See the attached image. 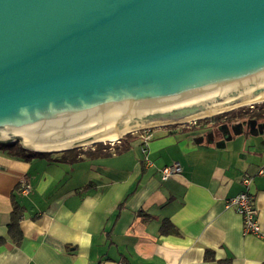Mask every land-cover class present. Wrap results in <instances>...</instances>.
I'll return each instance as SVG.
<instances>
[{"label": "water", "instance_id": "water-1", "mask_svg": "<svg viewBox=\"0 0 264 264\" xmlns=\"http://www.w3.org/2000/svg\"><path fill=\"white\" fill-rule=\"evenodd\" d=\"M262 97L264 0H0V146L63 152Z\"/></svg>", "mask_w": 264, "mask_h": 264}, {"label": "crops", "instance_id": "crops-1", "mask_svg": "<svg viewBox=\"0 0 264 264\" xmlns=\"http://www.w3.org/2000/svg\"><path fill=\"white\" fill-rule=\"evenodd\" d=\"M211 117L150 128L149 162L137 132L77 148L73 161L66 151L0 146V264H264V238L244 234L225 204L251 176L264 232V137L252 138L260 124ZM213 124L216 143L204 137ZM172 164L181 172L163 179Z\"/></svg>", "mask_w": 264, "mask_h": 264}, {"label": "built area", "instance_id": "built-area-1", "mask_svg": "<svg viewBox=\"0 0 264 264\" xmlns=\"http://www.w3.org/2000/svg\"><path fill=\"white\" fill-rule=\"evenodd\" d=\"M140 134V138L142 140L141 144V152L143 153V159L146 162H149L147 157V145L148 141L151 138L150 128H145L137 131ZM102 142V141H100ZM106 143V142H103ZM109 144H113L114 142H109ZM161 177L163 179L178 174L181 172V167L179 164H172L164 166L160 169ZM264 173V166H261L257 170V174ZM252 181V177L249 175H243L241 177V183L243 186L242 191H240L237 195L230 197L226 200V207H232L236 210V212L241 216L242 219V231L244 234H253L260 238H264V232L261 228L259 222V214L257 209L253 204L252 194L249 191V185ZM22 194H26L28 191V186L26 184V180H21V188L19 190Z\"/></svg>", "mask_w": 264, "mask_h": 264}, {"label": "trees", "instance_id": "trees-1", "mask_svg": "<svg viewBox=\"0 0 264 264\" xmlns=\"http://www.w3.org/2000/svg\"><path fill=\"white\" fill-rule=\"evenodd\" d=\"M238 114L240 116L249 115L250 117H255L259 120H261V119L264 120V102L254 104L252 107L251 106H247L246 108L240 107V108L228 111L226 113L214 115L211 118L218 120L223 116L233 117V116H236ZM197 121H199V120H197ZM130 135H131V133H128V134H125L123 137H127ZM97 144H102V142H99ZM4 147H7L9 149V151H11L14 147H17V149H15V151L17 150V152H19L20 151L19 148H21L18 143L11 144V145H4ZM81 151H82L81 149H72V150L66 151V153H69V160L73 161L77 158L79 153H82ZM19 217H20V210H19V207L17 205H15L13 210H12V213H11V222L9 223V230L10 231H13L17 228ZM161 226H162L161 231L166 232L167 231V229H166L167 224L164 222V223H162Z\"/></svg>", "mask_w": 264, "mask_h": 264}, {"label": "flooded vegetation", "instance_id": "flooded-vegetation-1", "mask_svg": "<svg viewBox=\"0 0 264 264\" xmlns=\"http://www.w3.org/2000/svg\"><path fill=\"white\" fill-rule=\"evenodd\" d=\"M249 119H254L256 122L260 124L259 129L262 131V134L264 135V120L263 119L259 120L255 117H250V116H249ZM212 127H213V130H211L209 133H206L204 137L216 143L221 138H220V134L217 131H215L216 125L213 124Z\"/></svg>", "mask_w": 264, "mask_h": 264}, {"label": "bare ground", "instance_id": "bare-ground-1", "mask_svg": "<svg viewBox=\"0 0 264 264\" xmlns=\"http://www.w3.org/2000/svg\"><path fill=\"white\" fill-rule=\"evenodd\" d=\"M263 101H264V97L259 98V99H256V100H254L253 102H254V103H256V102L259 103V102H263ZM254 103H253V104H254ZM119 136H120V133H119V134L112 133V134H110V135H108V136L102 138L101 140H102V142H107V141H109V142H115V141H117L118 139H120Z\"/></svg>", "mask_w": 264, "mask_h": 264}, {"label": "rangeland", "instance_id": "rangeland-1", "mask_svg": "<svg viewBox=\"0 0 264 264\" xmlns=\"http://www.w3.org/2000/svg\"><path fill=\"white\" fill-rule=\"evenodd\" d=\"M263 103V102H262ZM244 108H246L247 106H243ZM222 114V113H221ZM218 115V114H217ZM208 118H210V117H208ZM138 133V132H137ZM256 134H259L257 137H252L253 139H257V140H261L262 141V139H263V137H264V135L262 134V132H260V133H258L257 131L255 132ZM264 141H262V143H263Z\"/></svg>", "mask_w": 264, "mask_h": 264}]
</instances>
